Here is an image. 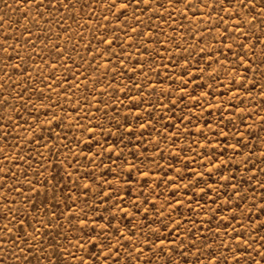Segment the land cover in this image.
<instances>
[{
    "label": "rangeland",
    "instance_id": "1",
    "mask_svg": "<svg viewBox=\"0 0 264 264\" xmlns=\"http://www.w3.org/2000/svg\"><path fill=\"white\" fill-rule=\"evenodd\" d=\"M109 2L71 0L58 15L53 0H0V44L7 39V53L0 52V101L7 100L0 105V229H12L0 231V239L9 241L0 247L7 264H25L7 252L10 237L21 235L17 220L29 233V225L39 229L37 239L48 233L42 247L64 244L93 264L72 247L84 235L77 219L87 220L96 240L120 249L116 264H146L149 258L164 264L157 235L166 249L183 240L179 251L195 239L200 252L189 251L188 264H215L206 259L210 252L234 264L238 233L249 244L255 241L249 251L259 262L264 23L251 17L258 15L260 0L252 12L240 0H231L235 8L224 0L223 11L219 5L212 10L213 0L207 8L199 0H189L197 5L192 8L160 0L163 8L153 3L145 13L130 6L118 19ZM40 3L51 7L45 11L36 7ZM173 221L180 223L179 240ZM146 239L157 254L144 247L138 260L130 259L128 253L137 255L132 246L139 249ZM105 254L107 249L100 252V264H113L115 257L105 261ZM37 255L33 251L28 261L34 264ZM171 255L183 259L175 251ZM239 256L241 264H251L248 252ZM63 259L78 264L66 254Z\"/></svg>",
    "mask_w": 264,
    "mask_h": 264
},
{
    "label": "snow or ice",
    "instance_id": "2",
    "mask_svg": "<svg viewBox=\"0 0 264 264\" xmlns=\"http://www.w3.org/2000/svg\"><path fill=\"white\" fill-rule=\"evenodd\" d=\"M17 3H23V4H29L31 2V0H16ZM53 2L57 3V14L59 15V9L60 7H63L64 9H69L70 8V4H71V0H67V2H58V0H53ZM166 2L170 5H173V7L175 6L176 3H183L186 5L187 8H192L194 6L197 5H193L189 2V0H166ZM223 2L224 0H213V8L212 10L215 11L217 8V5H219L220 10L223 11ZM228 4L230 5L231 8H235V5H232L231 0H227ZM155 3L156 6L158 8H163L164 7V3H161L160 0H120V3L117 4V0H110L108 6V10L109 12H111V10L113 8L117 9L118 12V16L117 19L120 16H123L124 13L126 12V10L131 6L134 9H143L144 12L146 13L147 11H149L152 7V4ZM240 4L242 7H248L249 11H255L257 8V3L256 0H247V3H245V0H240ZM198 6H202L204 8L208 7V0H199V4ZM5 7H9V5L5 4ZM36 7L38 8H45V11H47V7H51V4H49L47 7H45V5L43 3L37 4ZM259 13L258 15H253L251 17L252 21H256L258 19V17L260 18V22L264 23V0H260L259 2ZM38 15L41 16V18H43V13L42 12H38ZM155 14V12L153 13ZM26 15V13H25ZM51 15V14H50ZM237 16H240V12L237 11L236 12ZM134 19L138 18L135 16V14L133 15ZM243 19V18H242ZM63 20V17L61 16L60 19H57L55 21V23L57 25L61 24V21ZM3 18L0 17V24H2ZM51 21H46V23H50ZM139 22V21H138ZM241 24H237L236 25V30L240 31L241 30ZM25 31H27V29H25ZM65 31H67V29H65ZM225 34L227 35V30L225 29ZM242 34V32H241ZM262 35H264V33H262ZM230 38V37H228ZM27 42V41H26ZM104 42V39H101V43ZM7 43V39H5V44H0V52H4L7 53V47H5ZM113 43V40H109L108 41V45L111 46V44ZM57 45H53V48H57ZM239 47L241 49H243L245 47V45H239ZM15 50V48H14ZM228 50L231 51V45H229ZM57 55H62L61 52H57ZM246 55V54H245ZM253 57H255L256 53L253 51L252 53ZM16 58H20L19 57V53L17 51V56ZM71 57H69L70 59ZM9 59H11V57H9ZM240 61L243 63H249V60H245L244 57H240ZM252 63H255V61H252ZM259 64L264 67V50L261 51V55H260V59H259ZM16 67L18 68L19 65H16ZM255 86V85H254ZM0 87H2V85H0ZM7 100H2L0 101V105L6 104ZM6 139V138H5ZM240 146V142H237V145L233 146L238 147ZM244 147H247V145H244ZM51 150V149H50ZM143 175H147V173H144ZM202 175V174H201ZM31 183V182H29ZM85 189H88L90 186L89 185H85L84 186ZM207 187V186H206ZM35 190V189H33ZM209 191L211 190L210 188L208 189ZM202 191H204V189H202ZM39 194V193H37ZM237 195H239V193H237ZM45 199H47V196H45ZM53 199H55V197L53 196ZM264 199V198H262ZM153 207H155V205H153ZM42 211V209H41ZM126 211V209H125ZM259 211L261 213H264V203H262ZM147 212V210L145 209V213ZM178 215H180L179 212H177ZM11 213L6 214L7 216H10ZM25 216L28 215L27 212L24 213ZM5 217V218H6ZM183 219V217H181ZM12 220H16L15 216H11ZM101 219H103V217H101ZM145 219H147V217L145 216ZM233 220L236 219L235 216L232 217ZM156 223H160L159 220L155 221ZM36 223L40 224L41 228L46 227L45 221L42 219H37ZM48 224H51L52 221L49 220L47 222ZM77 223L81 225V228L79 229V231L84 232V235L82 237H77L76 243L72 245V247L74 248H78L79 250L83 251L90 260L93 261V264H100V260H99V255L100 252L103 251L104 249H107V254L104 255V260L107 261L110 258H113V264H116V260L119 258V254H120V249H113L111 246L107 245V244H103L100 241L96 240L91 233L95 231V229H88V222L87 220H79L77 219ZM17 224L21 225L22 227H20L19 229H17L21 235L18 236H14V237H10V242L12 247L7 249L8 254H10L16 261H20L22 258L25 261V264H33V262L28 261L27 256L31 255L33 251H35L36 253H38L34 264H44V262H46V264H64V259L63 256L66 254L68 256H71V258L73 260H77L78 264H85V260L81 257V258H77L75 256L74 253L72 252H68L67 248L64 246V244H53L51 242H49L47 244V248L42 247L41 245H43L45 243L44 237L46 235H48V233H42L40 238L37 239V236L35 235V233H37L39 231V229H37L34 225H29V227H32V233H29L27 231V229L25 227H23L24 225V221L23 220H17ZM69 224L71 226V221H69ZM108 224H111V220L108 221ZM59 225H57L58 227ZM147 225L145 224V227ZM163 228L165 231L168 230V224L165 223L163 224ZM87 229V231H86ZM264 229V220L259 221L258 225H257V229ZM0 231H5V233H11L12 229L8 228L7 225H5L4 229H0ZM118 231V229L116 230ZM159 229L154 230L155 232H158ZM235 231V230H234ZM172 232L176 234L177 240H179V237L181 235H183V233L180 232V223L179 221H173L172 222ZM103 234V229H101V235ZM59 236H63V233H58ZM196 234L194 233L193 236H195ZM243 233H238L236 237H234V239L237 240V244H236V248L239 249V252H248V256L249 259L251 261V264H264V252H257L256 255L260 256V261L257 262L254 258L251 257V252L249 251V249L253 248V245L255 244V241H253V244H249L247 239H242L243 237ZM122 239V237H121ZM131 239V238H129ZM163 239H167V237H164ZM29 241H32L31 244H29ZM8 240H4V239H0V246L4 245L5 243H8ZM117 243H119V240L117 241ZM169 244H172L173 242L171 240L168 241ZM91 245L92 249H96V252H91L89 251L87 248H85V245ZM153 241L150 240H145L142 244L141 248H136L134 245L133 247V251L137 253L135 258H132V253H128V256L130 259H134V260H138L140 258V256L143 254V248L147 247L148 251L152 253L153 256H155L157 254V250L154 249L152 247ZM155 244L157 246V249L159 251V253L163 254V256L165 257L164 260V264H188V261L186 259V256L188 254L189 251L191 250H195L196 252H200V249L196 248V244H195V239H193L190 243V245L188 246V248H186L184 251H179L178 249L180 248H184V241L183 240H179V244H177L175 247L172 248H165L163 246V240L161 239L160 236H156V240H155ZM21 245H23V247H21ZM207 247H211L210 245H206ZM121 248L123 247V245L120 246ZM220 247H226L223 243H221ZM25 249H27V253L25 252ZM60 249H63V253H60L59 255L57 254L59 252ZM176 252V255L180 258H183L179 261L175 260L172 258V253ZM5 249L3 247H0V264H7V257L4 255ZM239 252L233 251L231 253L232 255V259L234 261V264H241V260H240V256H239ZM201 255H203V253H201ZM206 259H209L210 262L214 261L215 264H228V260L227 257H224L223 259H221L220 256H218L215 252H210L208 257H206ZM146 264H153L151 258H149L146 261ZM197 264H200V261L197 260Z\"/></svg>",
    "mask_w": 264,
    "mask_h": 264
}]
</instances>
